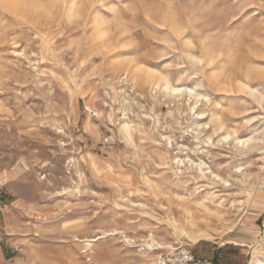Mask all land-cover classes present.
Masks as SVG:
<instances>
[{
    "label": "rangeland",
    "instance_id": "rangeland-1",
    "mask_svg": "<svg viewBox=\"0 0 264 264\" xmlns=\"http://www.w3.org/2000/svg\"><path fill=\"white\" fill-rule=\"evenodd\" d=\"M78 1L0 0V264H139L180 246L264 259V64L257 99L210 82L183 43L241 45L240 61L264 0ZM135 65L200 95H165ZM219 116L260 147L221 140Z\"/></svg>",
    "mask_w": 264,
    "mask_h": 264
},
{
    "label": "bare ground",
    "instance_id": "bare-ground-1",
    "mask_svg": "<svg viewBox=\"0 0 264 264\" xmlns=\"http://www.w3.org/2000/svg\"><path fill=\"white\" fill-rule=\"evenodd\" d=\"M27 1H29V2H27ZM55 1H57V0H44V3L39 4L37 7H39V8L42 7L46 10L47 7L50 8V7L54 6ZM11 2L13 5L17 4V5H27L28 6V5H32L34 3V0H11ZM78 2H76V3H78ZM73 4H74V2H73ZM168 12H166V13H168ZM73 13H75V11L73 10V8H70V14H73ZM175 16L172 15L169 18H167L166 20H162V21H163L164 25L168 26V28L171 29V31L174 35L179 36V35H181V33H184L182 31L184 26L182 24V21H180L179 18L177 19ZM214 23H215V21H214ZM260 23L261 24H260L259 28H257L258 27L257 26L256 28H253L250 32H248L246 37H247V41H249L250 43L248 45H246L247 49H246V51H243L244 55L241 56L240 61H237V62L232 61L231 65H229V66H228V63H229V61H231V58L233 56L232 55L233 52H235L236 50L240 51V50L244 49V48H242L241 45H239V49L238 48L234 49V47L230 46L229 44L225 45V44L221 43L222 45H220V46H225L224 48H222V47H219L218 44L216 45V44H214V42L211 43L209 41L210 43L203 42V45L197 46V45H195L196 43L193 42V40H191L189 37H184L183 43H184V47H186V49H185L186 50V56H184V57H186V59L188 61L192 62L193 65L200 64L201 62L202 63L204 62L203 63V69L204 68H208V69L210 68L211 71L209 73L210 76L208 78H209V81L216 84V86L224 84V85L228 86L229 91H233V92H234V90L243 91L246 94H248L249 96L257 97V99L261 98L262 93H260L254 87L255 83H254L253 79H257V78H256V76H255V78H252L253 71H255V69H256L255 65L256 64H264V47L262 46L261 43H259L261 41V39L259 42L257 41V39L259 40V38H262V37L264 38V20H262ZM235 25H237V23H234V24L228 23V24H225V26H223V27L228 29V28L233 27ZM201 28H202V31H204V32L210 31L213 29V24H212V26H210V25L208 26L207 24H204V25H202ZM262 40L264 42V39H262ZM172 42H173V40H172ZM245 43H247V42H245ZM195 47H197L198 51L200 50L201 55H198L195 52H193L194 51L193 48H195ZM252 47H253V49H252ZM258 47L260 48L259 50L256 49ZM185 62H186V60H185ZM135 66H136V69L144 71L143 74H144L145 81H147L149 84H151L152 87L155 86L154 88L157 87L156 89L162 90L165 95L171 96V95H181V94L186 93L189 96H191L194 94L193 93L194 88H188L186 86L181 85L183 78H184L182 75H180L178 77L177 81L174 82L172 80L171 74H169V72H166L165 70H164V72H162L161 70H158V69L150 67V66H145V68H143V66H141V65H135ZM239 67H240V70H238ZM182 70L185 71L184 69H182ZM222 72H223V74H222ZM262 73H264V72H262ZM220 76H222V77H220ZM194 95L199 97L200 94L195 93ZM237 97H239V96L238 95L233 96V94H232L231 96H229V100L237 98ZM197 101L198 100H196L194 103L196 104ZM231 107H232L231 112L235 111V114H237L234 104ZM233 120H234L233 122H235L237 120V118L234 117ZM220 130L223 131V133L221 135V140L227 139L230 137L235 142L236 146L246 147V148H252V147H258L259 148L260 147V143L257 142L260 139V137L256 134V132H257L256 130L250 131L248 134L242 135L237 129L231 128L226 123V121L221 116H219V118L216 120V123H215V132H218ZM201 163L202 162H200L198 164L196 163L197 166H199V168H201ZM201 171L204 174L203 168H201ZM185 200L187 201L186 198H185ZM185 200L182 201L180 204L183 206L185 204H187V202ZM189 214H190V217L193 218V214L191 211H189ZM188 236L190 238L194 239L195 241L197 240V236H194L192 234H191V236L188 234ZM155 243H156V241L152 239V242L148 243L147 246L151 249L154 248V250H155V249L159 248V247H153V245ZM169 247H171V245H169ZM250 264H264V259L258 258L254 261H251Z\"/></svg>",
    "mask_w": 264,
    "mask_h": 264
},
{
    "label": "built area",
    "instance_id": "built-area-1",
    "mask_svg": "<svg viewBox=\"0 0 264 264\" xmlns=\"http://www.w3.org/2000/svg\"><path fill=\"white\" fill-rule=\"evenodd\" d=\"M139 264H214L209 258L198 256L180 246L156 253L148 262Z\"/></svg>",
    "mask_w": 264,
    "mask_h": 264
},
{
    "label": "trees",
    "instance_id": "trees-1",
    "mask_svg": "<svg viewBox=\"0 0 264 264\" xmlns=\"http://www.w3.org/2000/svg\"><path fill=\"white\" fill-rule=\"evenodd\" d=\"M213 261V260H212ZM213 263L215 264V262L213 261Z\"/></svg>",
    "mask_w": 264,
    "mask_h": 264
},
{
    "label": "crops",
    "instance_id": "crops-1",
    "mask_svg": "<svg viewBox=\"0 0 264 264\" xmlns=\"http://www.w3.org/2000/svg\"><path fill=\"white\" fill-rule=\"evenodd\" d=\"M207 258V257H206ZM210 259V258H209Z\"/></svg>",
    "mask_w": 264,
    "mask_h": 264
}]
</instances>
